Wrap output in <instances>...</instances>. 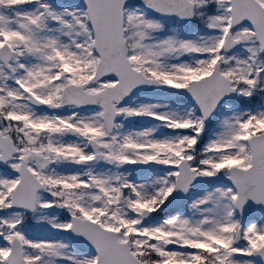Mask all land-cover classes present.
<instances>
[{
  "label": "snow or ice",
  "instance_id": "6c2138e0",
  "mask_svg": "<svg viewBox=\"0 0 264 264\" xmlns=\"http://www.w3.org/2000/svg\"><path fill=\"white\" fill-rule=\"evenodd\" d=\"M0 264H264V0H0Z\"/></svg>",
  "mask_w": 264,
  "mask_h": 264
}]
</instances>
